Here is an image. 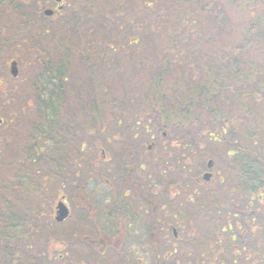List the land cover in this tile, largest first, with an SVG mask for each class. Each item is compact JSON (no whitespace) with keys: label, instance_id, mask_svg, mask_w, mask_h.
<instances>
[{"label":"trees","instance_id":"16d2710c","mask_svg":"<svg viewBox=\"0 0 264 264\" xmlns=\"http://www.w3.org/2000/svg\"><path fill=\"white\" fill-rule=\"evenodd\" d=\"M39 1L0 0L3 41L31 68L0 79V264L68 263L46 184L102 147L86 134L105 121L122 133L178 130L180 153L203 145L222 168L224 194L192 201L187 247L152 250L155 264H264V6L227 0L243 14L231 25L214 14L226 0H63L44 23Z\"/></svg>","mask_w":264,"mask_h":264},{"label":"flooded vegetation","instance_id":"af4514ba","mask_svg":"<svg viewBox=\"0 0 264 264\" xmlns=\"http://www.w3.org/2000/svg\"><path fill=\"white\" fill-rule=\"evenodd\" d=\"M123 135L136 138L146 134L129 132ZM126 143L134 145L133 141ZM122 149L120 156L109 157L107 149H97L93 158L88 156L81 158L83 165H80L81 168L76 174L78 182L71 176L72 179L65 183L68 184L66 188L69 190L61 195L70 211L63 222L73 221L67 231L77 229V233L70 232L78 237L76 240L72 237V240L80 243L84 249V246L91 251L98 248L101 255L106 251L120 254L119 251L139 250L148 253L150 247L156 251H166L169 249L165 246L164 240L168 233L175 239L170 249H175L179 240L176 226H179L181 214L178 183L171 185L170 182H166L168 186L171 185V189L167 191V197L164 199L165 182L158 179L152 182L149 180L150 174L153 175L154 171L146 167L150 162L148 163L140 148ZM147 151H150L149 145ZM94 197L108 200L111 209L98 210V207L90 204ZM72 204L78 209L76 213L72 212ZM164 209L173 212V222L167 226L157 224L159 213ZM150 214L156 221L152 219L150 223ZM73 215L75 217H72ZM156 229L158 231H155ZM150 234L156 235L152 241ZM64 244H68V241ZM131 261V264H147L143 257Z\"/></svg>","mask_w":264,"mask_h":264},{"label":"rangeland","instance_id":"374dc122","mask_svg":"<svg viewBox=\"0 0 264 264\" xmlns=\"http://www.w3.org/2000/svg\"><path fill=\"white\" fill-rule=\"evenodd\" d=\"M253 1L254 3H256V6H258L259 9L260 6L259 4H257V0H253ZM258 1L260 2L261 7L264 6V0H258ZM5 3L7 7V1ZM40 3H41L40 6L43 7H50V8L56 7L55 0H41ZM4 7L5 5L0 6V13H6V9H4ZM213 9L215 11L214 14L219 21L222 20L224 17L227 18L229 15V20L227 22L231 23V25L239 23L243 16V14L241 12H238L235 6L230 1L227 0L224 6L223 5L220 6L216 4V6H214ZM48 21H49L48 19L43 20L44 23L45 22L48 23ZM7 25L8 23L4 19L0 20V29L5 28ZM3 39H4L3 34L0 33V79L2 81V84L7 86L9 85V83L12 85L17 83L18 81L24 80V78L29 75L28 72L31 70V68L27 65V60H26L27 57L25 51L22 50L21 48H15L14 46L11 45V43H8L7 40L3 41ZM12 59L18 60L19 79L10 82V80L13 79L9 74V63ZM106 114L108 115V117L110 116L109 113ZM0 118L2 117L0 116ZM6 123L7 120H5L3 123H0V133L2 132L3 129L6 128L5 125ZM119 126L109 121L103 122L101 127L104 128L102 129L103 131L97 133L91 132L86 134L89 137L88 141H86V146L91 145L92 141H95V140H90L91 137H99L100 141H98V143L102 145V148L107 149L106 153L109 157L120 156L122 154L121 150H123L122 147H120L119 144L110 142L112 141V139L109 142L104 140L105 138L111 136H115V137L123 136ZM98 127L99 126L97 125L96 128ZM79 128H81L80 125ZM72 130L81 133V131L78 128L76 129L74 126ZM152 133H156V132H149V135ZM168 134L170 135L166 134L165 137L162 136L161 134H152L150 135L151 138L145 141L147 143L139 140L138 138H133L131 141H133L134 143L133 147L140 148V151L144 153V155L146 156L148 163L150 162L146 166L148 170H151L152 168L151 164L155 163L153 168H157L160 169V171H164L161 178L162 181L165 182L164 186L166 191L163 192L164 199L165 197H167V191L171 189V185H173L174 183H178V189L180 191V198H181V214L179 218V226H176V230L179 236V240H177L176 243V248L179 249L181 247H187V244L184 242L189 239L188 234H186L187 230L184 231L185 229H183V225H186L185 214L186 212L190 213L192 210L195 209L194 203L189 202L188 197L193 198L192 201L198 199L201 200L202 202H207L208 204L211 202L210 201L211 190H216L218 194H222V193L224 194V189L221 185V178L223 176V171L220 165H214V167L211 169L213 173V177L210 182L208 183L196 182V177L201 176V172L203 171V169H205L207 160L210 158L213 159V157H210V155L206 151H204L205 147L203 145L194 146L195 143H193L192 146H188L191 147L190 151L184 152L183 154L182 152L180 153L179 151L180 148L182 147L181 145L176 146L175 142L177 141L178 136L179 137L183 136V133H179L178 130H174L173 132ZM189 134L190 133L186 134V136H188ZM149 144L152 145V148L150 149V151H147V145ZM94 153H95L94 148H89L86 151H84L83 156L82 155L81 156L82 157L88 156L89 158H93ZM186 153H190V154H186ZM14 154H15V150L14 153L10 151V155H14ZM81 156L75 157V160L79 161ZM176 158H179L178 162H176ZM49 172L54 173L53 170H50ZM74 177H75V181L78 182L77 175H74ZM154 179L157 178L154 175L150 174L149 180L152 182ZM166 182H170L171 185L168 186ZM63 183L65 185V182ZM46 185L48 186L49 189V196H50L49 203H51L50 209L52 208L51 213H54L56 203L58 200H60L62 193L69 190L68 188H66L68 184L63 186V189L58 187L60 189L56 190L57 184L54 179L53 181L48 182V184ZM52 199H53V203H52ZM97 200H99L98 203L96 202ZM90 204H92L95 207H98V210L111 209L110 202L108 200L105 201L104 199H100L99 197H94L93 200L90 202ZM72 208H73L72 211L73 213H76L78 211V209L75 208L74 204H72ZM163 212L161 211L159 213V217L157 219L159 220V222H157V224L163 226H167L169 223L172 224L173 212L168 209H164ZM72 217H75V215H73ZM152 219L153 217L150 214V223ZM193 220L196 226L197 217H193ZM70 224H73L72 220L70 222L66 221L59 224L55 222L52 224L53 231L54 233H56L54 236L56 240L55 247L59 249L61 246V242L63 243L65 241L66 242L68 241V243H70L67 245L68 247L66 246L67 255L65 256V258L66 261L68 262L67 264H81V263L131 264L132 263L131 260H136L137 258H141V257H143L144 261H147V264H155L154 263L155 259H153L154 257L152 256L153 254L152 247H150L148 253L141 252L139 250L137 251L131 250L129 252L119 251L120 254L114 251L112 252L106 251L102 255L99 253L98 248L95 249L96 251H91L90 249H87V247L83 245L85 247L84 249L83 247H81L82 245L80 243L75 241L76 239L72 240L74 234L72 235L70 234V232L74 231V233L75 232L77 233L78 230L77 229L74 230L72 228L69 230L70 232H68L67 228ZM155 231L158 230L156 229ZM164 231L165 230L163 229L162 232ZM150 235H151L150 241L156 238V235H152V234ZM162 236L163 235H161L160 237L162 238ZM174 240H175L174 237L168 233L166 240H164L165 246L168 249L172 248L173 247L172 244ZM154 251L158 252L156 250ZM158 253H160L161 255L162 252H158ZM157 258L160 259L161 257H157L156 255V259ZM121 259L124 261L121 262L120 261ZM156 264H158V262Z\"/></svg>","mask_w":264,"mask_h":264},{"label":"water","instance_id":"95a60500","mask_svg":"<svg viewBox=\"0 0 264 264\" xmlns=\"http://www.w3.org/2000/svg\"><path fill=\"white\" fill-rule=\"evenodd\" d=\"M57 1H60V0H57ZM43 13L47 16H51L54 13V11H53V9L45 8L43 10ZM9 70H10V73L13 77H16L18 75V66H17V62L15 60L11 61ZM212 166H213V161L208 160L207 167L211 168ZM211 176H212L211 172L207 171L203 174L202 178L205 181H208L211 178ZM68 214H69V209L67 208V206L63 202L59 201L57 206H56L55 219L57 221H62L68 216Z\"/></svg>","mask_w":264,"mask_h":264}]
</instances>
